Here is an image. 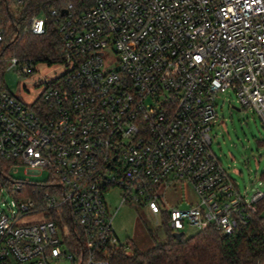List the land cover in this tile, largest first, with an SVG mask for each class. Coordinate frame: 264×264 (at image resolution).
Here are the masks:
<instances>
[{
  "label": "built area",
  "instance_id": "obj_1",
  "mask_svg": "<svg viewBox=\"0 0 264 264\" xmlns=\"http://www.w3.org/2000/svg\"><path fill=\"white\" fill-rule=\"evenodd\" d=\"M31 1L24 32L55 28L69 70L29 106L1 83L35 70L10 51ZM226 92L264 126V0H0V156L12 161L0 193L14 198L0 212V264H109L110 248L130 250L106 201L114 187L120 206L173 234L249 225L264 189L242 193L212 149ZM23 165L47 179H12ZM177 184L198 201L164 208ZM42 211L46 221L19 224Z\"/></svg>",
  "mask_w": 264,
  "mask_h": 264
},
{
  "label": "rangeland",
  "instance_id": "obj_2",
  "mask_svg": "<svg viewBox=\"0 0 264 264\" xmlns=\"http://www.w3.org/2000/svg\"><path fill=\"white\" fill-rule=\"evenodd\" d=\"M116 57L113 53H111ZM110 56L111 62L114 60ZM110 62V63H111ZM69 70L64 62L37 61L35 70L26 76L14 70L2 75L3 87L9 88L27 105H34L47 90L48 86L60 79ZM218 118L213 125L211 135L212 149L221 159L230 177L237 183L242 193L251 196L258 189H264V126L260 116L252 109L241 106L234 92L220 94L217 98ZM12 179L30 178L33 182H43L48 172L34 173L26 166H20L17 173L11 174ZM198 195L190 185L177 184L166 192L164 208L173 206L186 207L198 201ZM14 198L7 192L0 193V212L8 210ZM106 201L111 210L119 208L115 219L114 229L123 243L133 242L140 250H148L157 242H167L168 236L163 225L157 224L156 219L144 208L129 204L120 206L122 190L114 187L106 194ZM46 212L25 215L19 224H31L46 221ZM189 233H192L190 231ZM131 253V250H128ZM54 264H73L64 259Z\"/></svg>",
  "mask_w": 264,
  "mask_h": 264
},
{
  "label": "trees",
  "instance_id": "obj_3",
  "mask_svg": "<svg viewBox=\"0 0 264 264\" xmlns=\"http://www.w3.org/2000/svg\"><path fill=\"white\" fill-rule=\"evenodd\" d=\"M52 5L49 3L46 9ZM37 9L36 1H31L20 13V21L11 28L14 32L10 51L37 61H60L62 41L55 28H49L42 35L24 32L27 18ZM11 163L0 156L1 179L7 175ZM164 228L167 242H157L143 251L131 241V253L123 247H112L109 249V264H264V213H257L249 225L230 235L209 227L178 240L167 226Z\"/></svg>",
  "mask_w": 264,
  "mask_h": 264
},
{
  "label": "water",
  "instance_id": "obj_4",
  "mask_svg": "<svg viewBox=\"0 0 264 264\" xmlns=\"http://www.w3.org/2000/svg\"><path fill=\"white\" fill-rule=\"evenodd\" d=\"M183 236H184V233H182V232L174 233V237L177 238L178 240H181Z\"/></svg>",
  "mask_w": 264,
  "mask_h": 264
}]
</instances>
